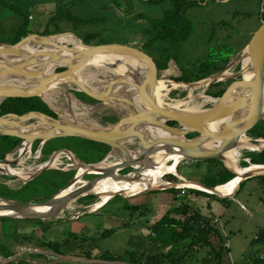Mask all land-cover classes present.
<instances>
[{"label": "rangeland", "instance_id": "1", "mask_svg": "<svg viewBox=\"0 0 264 264\" xmlns=\"http://www.w3.org/2000/svg\"><path fill=\"white\" fill-rule=\"evenodd\" d=\"M71 1L0 0V43L13 44L18 37L20 26L24 22V18L13 11L10 6L20 7L27 11L29 14L27 28L31 34H38L56 13L58 6ZM193 1L198 4L186 9L185 15L192 22L194 32L188 41L181 43L177 48L180 64L170 60L166 70L160 71L156 68L154 74L157 79L152 80L151 85L154 91L167 90L165 101L169 102L186 98L189 85H196L211 79L210 87L193 89L192 92L194 95L193 105L204 111L211 108L213 103L203 102L199 96L201 93L215 98L207 92H221L222 94L218 96L221 97L230 85L242 80L239 73L242 59L245 57V48L264 20V0ZM171 7L168 2L156 6L144 0L81 1L70 4L67 8L69 13L74 18L81 20L95 19L79 25V27H74V23L64 20L60 22V27L61 31L79 36L83 43V39L89 34V45L120 44L141 50L148 38L144 30L147 28L149 16L159 18L165 10ZM140 13H143L144 16L136 17ZM226 37H228L227 44L230 48H237L238 51L230 58L224 69V72L228 74L222 81L212 76L218 71L209 74L205 79L190 83L176 82L170 79L181 75L179 65L199 61L208 54L209 47L218 46L217 42H222ZM55 42L68 46L71 43L68 40L64 42L60 39H56ZM155 47L152 53L159 57L161 50L159 44L156 43ZM149 57L153 59V55H149ZM43 62L45 63L44 59ZM65 65L54 66L51 72L65 68ZM85 68L84 73L92 75L90 82L93 86L104 87L114 78L110 68L94 65H87ZM234 76L237 78H233ZM77 87L67 82L59 83L56 88H52L51 96L47 99L51 109L57 111L64 121L78 122L82 126L90 124L105 128L107 125L115 123L122 115H126L127 111L132 110L130 109L132 105L127 106L125 98L121 96L102 101L96 100V102L84 101L81 98L87 99L89 96L78 91ZM247 140L254 145L261 144V141L254 137ZM44 144L45 146L42 147ZM44 144L42 145L41 141L37 140L30 146L29 153H23L20 149L24 146L22 139L18 146L6 154L11 160L8 165L12 169L23 171L28 178L23 180L0 169V200H5L8 203L48 200L76 178L78 168L75 163L99 164L117 160L109 152L101 160L95 161L85 145L67 137L54 138L45 141ZM126 145L132 155L141 148L139 140L136 138L128 140ZM53 157H57L55 166L40 173H31L37 166L46 163ZM181 161L177 171L189 183L200 184V181H204V177L210 169L206 161L184 158ZM249 162L250 160H247V165ZM242 167L245 166L242 165ZM133 170H135L133 167H127L118 172L125 174ZM56 171L62 175L54 174ZM94 176L97 175L87 174L85 171L77 181L90 180ZM256 176L259 174L252 177ZM177 177L174 174H166L162 180L168 182V185L150 188L131 196L115 193L111 200L97 212H90L89 207L99 200V196L90 193L71 200L56 216L43 219L41 223L38 222L40 219L0 216V218L9 219V221L0 220V252H2L0 261L4 262L8 259L3 254L6 250L13 253L9 258H25L34 264H103L88 260L87 257H84L85 253L92 255V258L89 259L103 260L100 257L104 252L122 257L127 250H155V246L151 243L153 234L150 227L176 205L175 200L197 201L200 198L195 193L188 192V189H200L184 186L185 182ZM48 180L54 182L50 183ZM169 188L182 189L185 192L175 194L166 191ZM90 195L94 197L92 198ZM215 196H202V198H206L212 203H221L228 209L221 216L213 215L214 218H218L217 225L222 228L227 238L229 247L227 264H258L257 261L264 263V239L256 242L258 236L264 232V187H259V185L254 187L253 184L247 183L243 185L237 196L235 194L233 196L221 194ZM25 199L27 200L25 201ZM217 213H219L218 210ZM110 228L115 229L114 233L101 237V234ZM70 233L77 237V241L62 246L61 254L38 246L40 241H62L65 238H71L72 236L68 235ZM29 236H32V240L29 239ZM4 248L7 249L3 250ZM60 255H66L68 258L60 257ZM201 256V253L197 255L198 260ZM122 258L125 259L124 256Z\"/></svg>", "mask_w": 264, "mask_h": 264}, {"label": "water", "instance_id": "2", "mask_svg": "<svg viewBox=\"0 0 264 264\" xmlns=\"http://www.w3.org/2000/svg\"><path fill=\"white\" fill-rule=\"evenodd\" d=\"M66 35L72 36L73 40L80 45L77 46L72 43L68 46L55 42L56 39ZM24 42H30L34 46V51L19 57L20 59L14 63H8L0 59V79L12 76L20 79L26 87L0 84V98H2L0 103L7 98L40 97L45 101L42 96L43 91L52 83L62 80L78 86V91L98 101L108 99L110 90L115 85L122 83L131 84L135 86L139 96L142 97L146 108H137L132 105V110L127 111L126 115H122L115 123L109 124L105 128L95 127L90 124L82 126L78 122L64 121L55 110L57 114L56 118L35 110L22 115L4 114L0 116V136L18 137L23 139L24 145L27 146H32L37 140H40L43 145L45 141L58 137H79L109 146L110 154L119 161L111 168L95 170V174L92 171L97 164H80L87 170V174L97 176L87 180V184L78 186L75 190L65 195L61 193L73 182L75 183L76 178L72 179L69 185L48 200L23 203H8L6 201V204H0V211L12 210L15 213L13 216L7 215L8 217L40 220L54 217L71 200L81 195H86L100 180L114 173H119L118 171L127 167L145 170L150 156L158 151L177 154L189 160L205 161L216 159L223 162L224 153L236 148L239 140L243 137L247 139L251 138L247 136L248 132L261 120H264V20L245 48V56L248 60L246 65L243 63L241 65L239 74L242 80L230 85L221 97L213 98L217 101L211 108L199 112L176 110L163 103H159L155 99L151 81L157 79L154 74L157 67L149 55L142 50L120 44L89 45L81 42L74 33L61 32L48 36L29 34L14 44L1 43L0 55L18 57V49ZM51 45H55L56 49L64 48V51L72 54L71 56H65L63 53L46 51L41 48ZM99 54L119 56L117 62L124 64L129 72L126 76L112 78L105 86V91L95 92L84 84H80L74 78V74L79 61L83 57ZM128 58L135 62H132L133 64L129 63ZM43 59L45 63L43 62L42 66L59 63H66V65L61 71H52L47 74L29 71V68ZM117 62H102L101 64L113 68ZM247 64L251 70V78L249 80H245L242 76L243 71L247 68ZM223 72L224 70L218 71L212 76L217 77ZM127 77L131 80H127ZM233 78L236 79L237 77L234 76ZM211 84L212 82L207 87H210ZM227 116H233L234 118L216 129L206 127V122ZM170 121L176 124L170 125L168 123ZM147 127L158 129L162 135L157 138L144 136V133L141 131ZM191 134H194V136L188 138L187 136ZM134 138L139 140L141 148L132 155L123 143ZM211 140L214 141L215 148L211 150L203 149V145ZM0 163L10 164L11 160L6 156L0 158ZM40 166L37 167L35 173L45 170L43 166ZM227 168L229 169V167ZM235 174L236 176L239 175L237 172ZM253 175L256 174H241L240 182L251 178ZM200 185L211 189L212 192L209 193L218 194L214 192L216 187L210 188L203 184ZM36 206L46 207L47 210L34 212L33 208ZM60 257L68 258L66 255H60ZM16 258H8L4 262L0 261V264L11 262ZM88 260L103 264H127L123 261Z\"/></svg>", "mask_w": 264, "mask_h": 264}, {"label": "trees", "instance_id": "3", "mask_svg": "<svg viewBox=\"0 0 264 264\" xmlns=\"http://www.w3.org/2000/svg\"><path fill=\"white\" fill-rule=\"evenodd\" d=\"M90 0H72L71 2L61 4L58 6L56 13L49 19L42 32H38V35L48 36L55 33L65 32L61 31L60 22L64 21L68 23H74V27H79L88 23V20H81L74 18L68 11V6L73 3ZM153 5H161L168 2L172 7L163 12L159 18H148V25L144 32L147 35V39L142 46V51L147 55H153V61L156 67L162 71L168 68L170 60H174L180 64V55L177 54V48L183 42L188 41L193 36V24L186 18V9L191 8L198 3L193 0H144ZM11 9L19 13L24 22L20 26L18 37L13 42H18L21 38L31 34L28 30L27 24L29 22V14L27 11L20 7L10 6ZM60 13V14H59ZM143 13L138 14L136 17H142ZM144 16V15H143ZM27 21V22H26ZM53 27L54 29H50ZM89 34L83 39L85 44L88 43ZM78 38H80L78 36ZM227 38H224L222 42H217L218 46L209 47L208 54L197 62H189L187 65H179L181 75L178 77H172L171 80L176 82L190 83L198 80L205 79L209 74L224 70L230 58L236 53L237 48H230L227 44ZM211 37L209 38V41ZM26 43V42H24ZM159 44L160 54L156 57L152 51L155 49V44ZM64 68L58 69V71ZM213 86V85H212ZM211 96L218 97L222 93H209ZM87 97V96H86ZM87 102H96L95 99L87 97V99L81 98ZM40 111L48 114L52 117H57V114L52 110L48 104L40 97L30 98H7L0 103V116L4 114H17L22 115L29 111ZM170 125H175V122H168ZM248 136L254 138L264 139V120H261L253 129H251ZM194 134L188 135L190 138ZM68 139H75L81 144L87 147V150L91 152L93 160L99 161L109 153L110 147L93 141H89L79 137H67ZM20 138L11 136H0V158H4L9 151L18 146L21 143ZM252 154V153H251ZM209 164V172L204 177V181H200V184L204 186L215 188L219 185H223L236 177V174L222 164L220 160H205ZM250 162L252 164H264V150L257 155H250ZM243 166H247L246 162H243ZM178 170V167H177ZM54 174L62 175L56 171ZM253 178V177H252ZM256 179L260 180V185L264 187V176H256ZM246 180H242L239 184L237 192L242 188L243 183ZM48 182H54L48 180ZM220 187V186H219ZM33 189V188H31ZM166 191L178 194L182 192V189L169 188ZM185 192V190L183 191ZM188 192L195 193L196 195L206 197H216L214 194H209L205 191L188 189ZM236 192V193H237ZM90 197H94L90 195ZM27 199H25L26 201ZM176 205L164 214L159 221L150 227L153 237L151 243L155 246V250H127L123 256H114L109 252H104L100 257L107 261H123L127 264H227L229 259V247L226 245V236L223 233L222 228L214 223L213 214L208 211L211 209V204L200 205L194 201L188 199L175 200ZM202 210L204 212H202ZM3 221H9L8 218H0ZM41 223V220H38ZM114 228L106 229L101 237L108 234H113ZM72 236L71 233L68 234ZM264 232L261 233L256 242H260L264 239ZM32 240V236H29ZM73 239V240H72ZM1 240V237H0ZM85 240V239H84ZM77 241V237L65 238L62 241H40L39 247L45 250H51L57 254H61V247ZM4 248L3 250H6ZM201 253L202 256L198 260L197 255ZM2 255V252H0ZM4 256L9 258L13 253L9 250L3 252ZM88 259L92 258V255L85 253ZM258 264H264L257 261ZM8 264H34L32 261H27L25 258H16Z\"/></svg>", "mask_w": 264, "mask_h": 264}, {"label": "bare ground", "instance_id": "4", "mask_svg": "<svg viewBox=\"0 0 264 264\" xmlns=\"http://www.w3.org/2000/svg\"><path fill=\"white\" fill-rule=\"evenodd\" d=\"M61 41H70V44H75V45H80L78 42H75L71 36H63L61 38H58ZM57 47L54 48V45L51 46H46L45 48H42L43 50L46 51H57L59 53L65 54V56H71L72 53L64 51V48L62 49H56ZM34 51V46L29 42V43H23L20 48L18 49V57H13L12 55H0V59L4 60L8 63H14L17 62L20 58L24 56L28 52ZM264 54V52H263ZM246 55V52H245ZM119 56L112 55V54H99V55H93V56H85L79 61V65L77 67V70L75 71L74 78L80 82V84H84L87 88L95 91V92H100V91H105V86H93L92 83L90 82V79L92 75H88V73H84V68L87 65H94V66H103L101 63L102 62H112L119 60ZM129 63H134L132 59H127ZM248 58L245 56L242 59V63L246 65ZM43 60L39 61L34 67L29 68L30 72H39L41 74H47L50 73L52 68L54 66H63L66 63H59V64H50L47 66H42ZM87 63V64H85ZM132 63V64H133ZM107 67V66H103ZM247 68L243 71L242 76L244 77L245 80H249L251 78V70L249 65L247 64ZM96 68V67H95ZM110 68V67H107ZM86 69V68H85ZM98 69V68H97ZM111 72L113 73L114 77L116 76H123L129 72V70L125 67L124 64H121L119 62L116 63L115 67L110 68ZM90 71V70H89ZM88 71V72H89ZM228 74L227 72H223L221 75L217 76L216 78L218 80H221ZM81 76V77H80ZM214 79V78H213ZM127 80H131L129 77H127ZM104 81V80H103ZM211 79H207L201 83H198L196 85H189L187 91H188V96L184 99L180 100H172L169 102H166L165 95L167 94L166 91H153V95L155 99L159 103H163L167 105L170 108L176 109V110H186L189 112H199L203 110H199V107L196 105H193V100H194V95H193V89H204L208 86V84L211 82ZM64 81H56L52 83L51 85L48 86V88L43 91L42 96L45 101H47L48 97L51 95L52 88H56V86L59 85V83H62ZM0 84H5V85H13V86H18V87H26L23 82L20 79L14 78L12 76H6L2 77L0 79ZM154 84V83H153ZM194 84V83H193ZM208 88V87H207ZM121 96L122 98H125V102L127 106L133 105L137 108H146L145 102L143 101L142 97L139 96L138 91L135 89L134 85L127 84V83H122L115 85L109 93V98H114V97ZM203 102H212L213 104L216 103L217 100L213 99L212 97L205 96L204 94L199 95ZM2 98H0L1 101ZM119 104V102H118ZM117 104V105H118ZM123 105V104H122ZM116 106V105H114ZM120 106V105H119ZM132 108V107H131ZM130 108V109H131ZM233 116H227L223 117L221 119H215L212 121L206 122V127L209 129H216L225 124L227 121L233 119ZM141 132L144 133V136L146 135L147 137L150 138H157L162 135V133L153 127H147L144 128ZM261 144H264V141L261 142ZM123 145L128 149V146L126 143H123ZM262 145H254L248 142L247 138L243 137L242 139L239 140V143L236 148L228 150L224 153V161L225 164L229 167L232 168L234 171H236L239 175H237L234 179L230 180L229 182L219 185L215 188L214 192H217L218 194L221 195H226V196H232L236 192L238 188V184L241 180L240 175L245 174V173H251V174H264V165H258V164H252L251 162L245 166V167H239L236 165L237 161V156L239 154V150L242 148H250L252 150H256L257 147H260ZM23 148V149H22ZM30 146L24 145L22 146L21 152L25 153L29 151ZM215 148V143L214 141H209L208 143H205L203 145V149L205 150H211ZM129 150V149H128ZM131 150H129L130 152ZM29 153V152H28ZM132 154V152H130ZM69 157V156H68ZM71 157V154H70ZM19 160V158H18ZM182 157L177 155V154H169L165 151H158L153 153L150 156V160L148 162L147 168L140 169V168H134L135 170L127 172L128 174H119V173H114L99 182L95 184V186L88 191L87 194L93 193V194H98L99 195V200L93 203L90 207L89 210L90 212H97L99 211L107 202H109L112 198V195L115 193H121L126 196H131L134 194H138L141 192H144L146 190H149L150 188H156L164 185H168V182H163V178L166 174H174L177 175L178 177L181 178L180 174L177 171V167L179 164L182 162ZM57 161V157L51 158L49 161L46 163L41 164L40 167L43 166V169H48L52 166H55V162ZM118 159L114 160L113 162L110 163H99L95 168L93 169L92 173H94L95 170H105L108 168L113 167L115 164H117ZM20 164V163H19ZM78 170H77V176H76V183L71 184L69 187H67L66 190H64L61 194L65 195L67 193L72 192L77 188L78 186L87 184V180H78L77 179L85 172L87 171L83 166L80 164L75 163ZM242 166V165H241ZM39 167V166H38ZM0 169L3 170L7 174H12L16 175V177H20L23 180H27V175L21 170H16L12 169L11 166H9L6 163H0ZM37 169V168H36ZM36 169L33 170L31 173H35ZM4 173V174H5ZM95 174V173H94ZM177 177V178H178ZM83 178V177H82ZM80 179V178H79ZM182 179V178H181ZM184 179V178H183ZM182 179V180H183ZM185 182L184 186H191L194 188H198L200 190H204L207 192H212L211 189L205 188L201 186L200 184L197 183H189L188 180L186 179L183 181ZM170 184V183H169ZM181 185V184H180ZM184 188V187H183ZM0 204H6L5 200H0ZM66 207V206H65ZM47 210L46 207L43 206H36L33 208L34 212H42ZM68 210V209H67ZM15 213L12 210H1L0 215H5V216H13Z\"/></svg>", "mask_w": 264, "mask_h": 264}, {"label": "crops", "instance_id": "5", "mask_svg": "<svg viewBox=\"0 0 264 264\" xmlns=\"http://www.w3.org/2000/svg\"><path fill=\"white\" fill-rule=\"evenodd\" d=\"M1 44V43H0ZM47 102V101H46ZM47 104H48V106L50 107V104L47 102ZM51 108V107H50ZM261 142H263L264 141V139H259ZM258 145H262V144H258ZM45 146V144L42 146V147H44ZM41 148V147H40ZM262 150H264V144L262 145V146H260V147H257V149L256 150H252V149H250V148H248V147H246V148H242V149H240L239 150V154H238V156H237V161H236V165L237 166H239V167H242L241 165H242V163L243 162H247V160H250V155H252V154H254L256 157H257V155L258 154H260V152L262 151ZM246 153V154H245ZM252 153V154H251ZM250 163V162H249ZM222 164H224V166L226 165L225 164V162H222ZM180 165V164H179ZM258 165H264V164H258ZM227 166V165H226ZM225 166V167H226ZM228 167V166H227ZM231 171H233L234 173L236 172V171H234L232 168H229ZM181 176V178L183 179V181L186 179L183 175H180ZM259 176H264V174H259ZM179 179H180V177H179ZM251 180V181H250ZM186 181H187V179H186ZM250 181V182H249ZM247 183H251V184H253V186L254 187H256V185H259V187H261V185L259 184V183H261V181L260 180H258V179H255V178H250L249 180H247V181H245L244 183H243V185H245V184H247ZM238 188H239V186H238ZM238 188H237V190H238ZM242 188H243V186H242ZM241 188V189H242ZM241 189L237 192V190H236V192L234 193L235 194V196H237V195H239V193L241 192ZM233 196V195H232ZM228 198V197H227ZM223 200L225 199L224 197L222 198ZM194 202H196V203H198V206H199V204L202 206V205H206V204H208V200L206 199V198H198V200L197 201H194ZM210 204H211V209L210 210H208V211H210L213 215H218V216H221V214H223L224 212H226L228 209L227 208H225L221 203H218V202H214V203H212V202H209ZM241 206H243V205H241ZM244 207V206H243ZM217 210L219 211V213H217ZM202 212H204L203 210H202Z\"/></svg>", "mask_w": 264, "mask_h": 264}, {"label": "built area", "instance_id": "6", "mask_svg": "<svg viewBox=\"0 0 264 264\" xmlns=\"http://www.w3.org/2000/svg\"><path fill=\"white\" fill-rule=\"evenodd\" d=\"M38 167V166H37ZM219 220L218 218H214V223H217ZM226 245L228 246V244L226 243Z\"/></svg>", "mask_w": 264, "mask_h": 264}, {"label": "flooded vegetation", "instance_id": "7", "mask_svg": "<svg viewBox=\"0 0 264 264\" xmlns=\"http://www.w3.org/2000/svg\"><path fill=\"white\" fill-rule=\"evenodd\" d=\"M193 137V136H192ZM7 156V155H6Z\"/></svg>", "mask_w": 264, "mask_h": 264}]
</instances>
